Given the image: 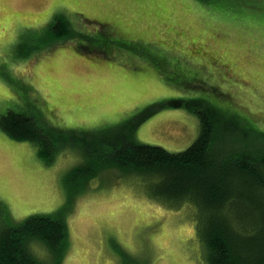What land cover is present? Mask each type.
I'll return each mask as SVG.
<instances>
[{
    "label": "rangeland",
    "instance_id": "1",
    "mask_svg": "<svg viewBox=\"0 0 264 264\" xmlns=\"http://www.w3.org/2000/svg\"><path fill=\"white\" fill-rule=\"evenodd\" d=\"M55 16L81 34L122 45L103 54L97 43L89 52L75 37L37 54ZM262 21L264 0H0V116L12 110L80 134L122 136L147 111L135 143L180 152L197 138L200 123L169 103L203 99L264 133ZM91 23L109 31L98 36ZM81 162L76 151L63 150L46 165L34 145L0 131V231L8 221L63 217L60 264H120L123 257L139 264H206L195 204L170 206L151 197L149 182L115 170L77 191L69 170ZM245 189L252 194L254 187ZM251 194H245L246 209L224 210L235 229L250 207L263 213V202L252 203ZM31 244L45 258L46 250Z\"/></svg>",
    "mask_w": 264,
    "mask_h": 264
},
{
    "label": "trees",
    "instance_id": "2",
    "mask_svg": "<svg viewBox=\"0 0 264 264\" xmlns=\"http://www.w3.org/2000/svg\"><path fill=\"white\" fill-rule=\"evenodd\" d=\"M46 33L37 54L50 52L75 37L89 45L82 47L89 52L98 43L97 48L104 49L105 54L113 44L106 38L98 41L73 30L62 16L54 17ZM96 34L106 35L102 28ZM169 105L190 111L200 123L197 138L180 152L135 143V131L147 117V111L140 118L142 121L129 126L122 136H101L102 131L80 134L43 125L32 114L12 110L0 116V131L14 141L34 145L37 157L46 165L60 151H76L82 162L69 171L77 180L71 183L77 191L101 172L115 170L149 182L151 197L170 206L195 204L201 214L197 233L202 239L206 264H264V210L259 213L249 205L253 212L247 211L245 222L241 217L242 230L233 228L224 213L228 206L246 209L244 204L249 201L245 194H251L246 192L247 184L254 187L252 203L260 200L264 205V133L245 128L237 117L203 99L173 101ZM245 138L250 139L245 142ZM256 141L262 148L253 145ZM8 222L10 226L0 231V264L62 263L67 238L63 217L31 216L22 223ZM31 241L46 250L45 258L35 255L32 244L28 248ZM120 264L139 263L123 257Z\"/></svg>",
    "mask_w": 264,
    "mask_h": 264
},
{
    "label": "crops",
    "instance_id": "3",
    "mask_svg": "<svg viewBox=\"0 0 264 264\" xmlns=\"http://www.w3.org/2000/svg\"><path fill=\"white\" fill-rule=\"evenodd\" d=\"M90 25H92L94 28H91L93 31H95L96 33H97V31H99L101 28L103 29V31L105 32V33H107L108 31H109V29H107L108 28V26L105 24H102V23H97V24H95V23H91ZM87 26V25H86ZM110 30H112V29H110ZM113 31V30H112ZM113 32H115V31H113ZM109 41H111L113 44H111L110 46H111V52H113L114 51V49H116V50H118V48H120L119 46H118V41H112V40H109ZM68 43H70V42H68ZM73 43V42H72ZM64 45V44H63ZM59 46H61V45H59ZM59 46H57V47H55V49H57V48H59ZM70 46V45H69ZM121 46V45H120ZM55 49H53V50H55ZM130 49V51H131V56H132V58H135V50H134V48L132 47V48H129ZM53 50H51V51H53Z\"/></svg>",
    "mask_w": 264,
    "mask_h": 264
},
{
    "label": "snow or ice",
    "instance_id": "4",
    "mask_svg": "<svg viewBox=\"0 0 264 264\" xmlns=\"http://www.w3.org/2000/svg\"><path fill=\"white\" fill-rule=\"evenodd\" d=\"M261 26H262V28H264V21H262ZM0 75H2V73H0ZM2 95H3V90H2V88H0V96H2Z\"/></svg>",
    "mask_w": 264,
    "mask_h": 264
}]
</instances>
